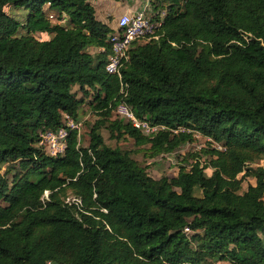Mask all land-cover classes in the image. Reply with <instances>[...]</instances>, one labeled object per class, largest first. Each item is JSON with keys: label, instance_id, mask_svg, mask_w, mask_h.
Returning a JSON list of instances; mask_svg holds the SVG:
<instances>
[{"label": "trees", "instance_id": "1", "mask_svg": "<svg viewBox=\"0 0 264 264\" xmlns=\"http://www.w3.org/2000/svg\"><path fill=\"white\" fill-rule=\"evenodd\" d=\"M153 11L119 79L104 68L115 27L90 0H0V264H264V0ZM121 100L158 131L119 119ZM84 104L87 145L68 130L63 154L37 146ZM102 128L150 159L208 141L154 179Z\"/></svg>", "mask_w": 264, "mask_h": 264}, {"label": "built area", "instance_id": "2", "mask_svg": "<svg viewBox=\"0 0 264 264\" xmlns=\"http://www.w3.org/2000/svg\"><path fill=\"white\" fill-rule=\"evenodd\" d=\"M159 24V21L152 20L144 10H136L120 15L116 19L114 31L108 36L110 53L104 66L105 70L121 79V67L127 59V50L132 42L152 37ZM114 113L119 119L140 130L144 135L152 136L159 129V126L152 125L146 119L137 117L131 106L122 100L117 103ZM64 120V126L56 130H45L39 134L37 146L42 148L48 155L57 156L64 153L68 130H75L78 135L80 133L82 121L74 120L68 115H64ZM217 147L221 148L220 146ZM67 201L80 203L79 198L74 196Z\"/></svg>", "mask_w": 264, "mask_h": 264}, {"label": "rangeland", "instance_id": "3", "mask_svg": "<svg viewBox=\"0 0 264 264\" xmlns=\"http://www.w3.org/2000/svg\"><path fill=\"white\" fill-rule=\"evenodd\" d=\"M95 11L98 14L99 18L103 20H107L112 25L115 23V16L118 12L120 5L127 4L133 8V10H144L145 13L149 16H152L154 13L153 5L155 0H95ZM106 14L103 17V14ZM110 14V16L107 15ZM54 21V20H53ZM143 40H139L137 42H142ZM91 52H94L95 49L89 48ZM73 91L76 93L77 97H80V93L78 88L73 87ZM115 116V115H114ZM95 116L89 112L87 109V105H83L80 109V121H82V126L80 130V143L82 145H87L88 137H87V126L93 122ZM102 137L104 139L105 144L111 147H119L122 151H129L131 156L138 162L139 165L144 167L145 172L154 179H158L161 176L172 177L175 176L178 167L180 165H185L188 168L187 164L192 163L193 158L189 157V153H200V150L207 145L208 139L196 135L195 140L192 142H187L184 145H181L176 151L170 154H162L154 159H150L141 148H137L133 140L130 137H125L121 139H112L110 138V134L108 129L102 128L100 130ZM220 146V145H216ZM146 147V146H145ZM205 156H202L201 159H204ZM253 166H264V158L260 160H256ZM4 170V169H3ZM2 170V172H3ZM254 178L247 177L243 180L242 190H245L248 184H254ZM73 197L72 194L68 192L66 196V200L71 199ZM189 233V231H187Z\"/></svg>", "mask_w": 264, "mask_h": 264}, {"label": "crops", "instance_id": "4", "mask_svg": "<svg viewBox=\"0 0 264 264\" xmlns=\"http://www.w3.org/2000/svg\"><path fill=\"white\" fill-rule=\"evenodd\" d=\"M94 2H96V1H95V0H90V3H91L92 6L94 7V10H96V9H95V3H94ZM133 11H135V10H133V8H132L131 6H129V5H127V4H122V5H120V7H119V9H118V12H117V14H116V16H115V23H113V25H112L110 22H108L107 20L105 21V20H103L102 18H99V16H98V14L96 13V11H95V15H96L97 19H99L100 21L106 23L110 28H114L115 25H116V19H117L120 15H122V14H124V13L133 12ZM105 15H106V14L104 13V14H103V17H104ZM107 15L110 16V14H108V13H107Z\"/></svg>", "mask_w": 264, "mask_h": 264}]
</instances>
